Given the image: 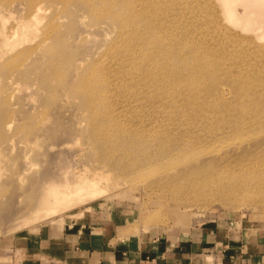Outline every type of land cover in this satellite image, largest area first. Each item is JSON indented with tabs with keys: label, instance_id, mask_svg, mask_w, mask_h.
<instances>
[{
	"label": "rangeland",
	"instance_id": "rangeland-1",
	"mask_svg": "<svg viewBox=\"0 0 264 264\" xmlns=\"http://www.w3.org/2000/svg\"><path fill=\"white\" fill-rule=\"evenodd\" d=\"M38 2L44 13L28 22L26 0H0V264L61 261L50 248L79 223L116 227L140 246L204 225L254 236L264 225V96L244 108L229 94L170 104L118 62L124 34L104 6L123 14L122 0ZM196 164L210 183L182 200L165 195ZM81 177H97L98 189L80 188ZM43 196L57 201L41 206Z\"/></svg>",
	"mask_w": 264,
	"mask_h": 264
},
{
	"label": "bare ground",
	"instance_id": "bare-ground-1",
	"mask_svg": "<svg viewBox=\"0 0 264 264\" xmlns=\"http://www.w3.org/2000/svg\"><path fill=\"white\" fill-rule=\"evenodd\" d=\"M26 1L27 21L37 22L44 8L38 0ZM109 4L106 12L124 34L126 55L118 62L130 65L129 73L139 74L155 97L168 96L174 105L180 95L210 96L218 104L229 94L244 108L247 98L264 96V0H122L123 14L116 2ZM96 137L101 142V132ZM225 169L218 167V175H226ZM203 170L189 165L165 184V195L182 200L183 191L198 192L213 178ZM96 178L81 177L79 187L97 190ZM52 201L57 199L43 196L40 204Z\"/></svg>",
	"mask_w": 264,
	"mask_h": 264
},
{
	"label": "crops",
	"instance_id": "crops-1",
	"mask_svg": "<svg viewBox=\"0 0 264 264\" xmlns=\"http://www.w3.org/2000/svg\"><path fill=\"white\" fill-rule=\"evenodd\" d=\"M79 224L62 236L58 248H50L59 249L62 257L53 264H264V225L251 238L231 235L217 224L190 230L180 239L157 237L140 246L126 243L128 238L119 240L116 227ZM37 250L34 244L33 252Z\"/></svg>",
	"mask_w": 264,
	"mask_h": 264
}]
</instances>
